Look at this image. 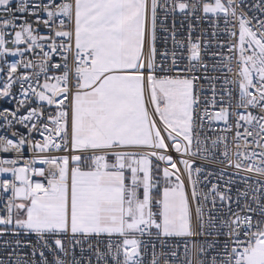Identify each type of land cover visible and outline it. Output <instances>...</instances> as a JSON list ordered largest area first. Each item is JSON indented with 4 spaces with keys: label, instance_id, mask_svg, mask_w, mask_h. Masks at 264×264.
I'll return each instance as SVG.
<instances>
[{
    "label": "snow or ice",
    "instance_id": "1",
    "mask_svg": "<svg viewBox=\"0 0 264 264\" xmlns=\"http://www.w3.org/2000/svg\"><path fill=\"white\" fill-rule=\"evenodd\" d=\"M0 59V264H264V0H0Z\"/></svg>",
    "mask_w": 264,
    "mask_h": 264
},
{
    "label": "built area",
    "instance_id": "2",
    "mask_svg": "<svg viewBox=\"0 0 264 264\" xmlns=\"http://www.w3.org/2000/svg\"><path fill=\"white\" fill-rule=\"evenodd\" d=\"M160 17H163L165 15L164 12H160ZM196 15L201 16L202 18L197 21L195 19V16L192 17H186L184 14L179 13V11H177L175 14H171L169 13L167 15V21L165 24V27H167L169 29L168 33H165L163 31L160 30L159 27V21H158V26H157V49L158 51H162L165 47V38L167 37V47L168 49L171 51L172 49V39H171V35L170 33L173 31V25H174V30L176 32V39L178 40H187L188 37V33H189V24L192 25V33H191V37L193 41H196V39L199 37L201 41L204 40H210L211 39V32H212V19L213 17L211 16V14H209L207 16V18H204V14L202 12H198L196 13ZM43 18H47L46 14H44ZM33 27L39 28V31L41 34H46V29L42 26V25H36L33 24ZM224 27L223 25V21L221 20L220 22V29H222ZM217 31H219V29H217ZM207 33V35H202V33ZM219 40H227V36L225 34H220L218 36ZM12 45L10 44L9 47H11ZM21 47H25V45H21ZM209 51H220L219 49H216L214 46L209 50ZM226 51V49L224 50ZM184 55H187V51L185 50ZM26 58H32L30 55L27 56ZM4 59H6L8 62H14L16 60L21 59L20 56H8L5 57ZM4 59H0V67H2L4 65ZM54 59L58 60L59 57H54ZM157 60L159 61V56L157 57ZM205 60L208 61L209 63H211V61L209 60V57L207 54H205ZM184 63H187V61L185 60ZM0 75H3L2 73H0ZM20 85H17L16 87H14L13 92H14V97L13 98H2L0 97V110H3V108L7 107L9 109H15L16 108V100L17 99H21L22 97H20L18 95V89H19ZM219 87V85H218ZM206 95H210V93H206ZM150 109L152 108V105L149 106ZM203 107H205V105L203 104V101L201 102V109H203ZM210 110H214V109H210ZM2 119H0V123H2ZM222 124L216 123L213 124L212 127L215 128H219L221 127ZM17 127H20L19 125H17ZM5 134L3 132V130H0V135ZM212 133L209 132V135H211ZM39 138V137H37ZM144 151H147V149H143ZM25 155H29L27 152L25 153ZM15 154L14 153H8V154H4V153H0V158H5V159H11L14 158ZM155 163V161H154ZM40 165H37V167H39ZM163 163H161V168L163 167ZM179 166V165H178ZM182 167V166H180ZM0 178H4V174H0ZM7 178H11V175L8 174ZM213 182H216L215 179L213 178ZM201 187H203V185H201ZM210 187V185H209ZM241 187H243V185H241ZM206 190V189H205ZM10 194V193H9ZM6 199V196H5ZM7 239H12L13 237H6ZM21 238L23 239H27L30 240L32 243H36V237L35 234L29 235V236H22ZM79 238V237H78ZM65 239V244L67 246L68 240L70 239V236ZM106 237H100L97 238L95 236H93L90 239V242L93 244L94 248L95 246L99 243V246L101 248V250H103L104 245L106 243ZM180 238H170L168 240L169 244H173L176 243ZM157 246L159 249V244L157 242ZM83 247L85 248V251L83 253L80 252V246H77L75 248V255L77 258L81 259V264H89V260L91 261V264H97L96 261V257L94 255V250L92 252L87 250V244H84ZM24 251L30 252V249H24ZM151 251V250H149ZM46 255H48V253L46 252ZM71 256H69V260H71ZM37 260H39V256H37L36 258ZM150 259L149 257H146V260ZM49 260H51V256L49 255ZM100 264H102V262H100Z\"/></svg>",
    "mask_w": 264,
    "mask_h": 264
},
{
    "label": "rangeland",
    "instance_id": "3",
    "mask_svg": "<svg viewBox=\"0 0 264 264\" xmlns=\"http://www.w3.org/2000/svg\"><path fill=\"white\" fill-rule=\"evenodd\" d=\"M152 107H154V106L152 105ZM158 195H159L158 193H155V192H154V196H158Z\"/></svg>",
    "mask_w": 264,
    "mask_h": 264
}]
</instances>
